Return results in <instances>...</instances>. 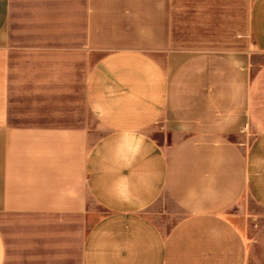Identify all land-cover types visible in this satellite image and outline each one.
<instances>
[{
	"label": "crops",
	"instance_id": "obj_1",
	"mask_svg": "<svg viewBox=\"0 0 264 264\" xmlns=\"http://www.w3.org/2000/svg\"><path fill=\"white\" fill-rule=\"evenodd\" d=\"M0 264H264V0H0Z\"/></svg>",
	"mask_w": 264,
	"mask_h": 264
},
{
	"label": "rangeland",
	"instance_id": "obj_2",
	"mask_svg": "<svg viewBox=\"0 0 264 264\" xmlns=\"http://www.w3.org/2000/svg\"><path fill=\"white\" fill-rule=\"evenodd\" d=\"M249 137H250V138H248V139H252V140H253L254 137H255V134H252V135H250ZM252 207H253L254 210H256V211H258V212L263 211L262 208L257 207V206H255V205L252 206ZM239 210H242V211L244 210L243 203H241V205H240V209H239ZM234 212H235V211H234ZM234 212H233V213H234Z\"/></svg>",
	"mask_w": 264,
	"mask_h": 264
}]
</instances>
